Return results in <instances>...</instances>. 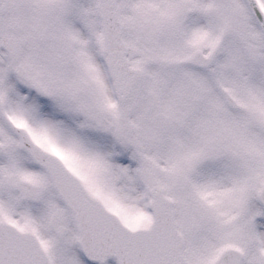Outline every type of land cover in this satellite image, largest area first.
<instances>
[{
    "label": "snow or ice",
    "instance_id": "1",
    "mask_svg": "<svg viewBox=\"0 0 264 264\" xmlns=\"http://www.w3.org/2000/svg\"><path fill=\"white\" fill-rule=\"evenodd\" d=\"M0 264H264V0H0Z\"/></svg>",
    "mask_w": 264,
    "mask_h": 264
}]
</instances>
